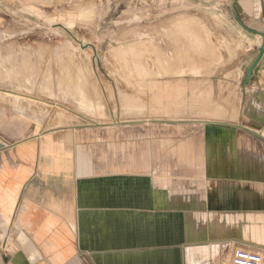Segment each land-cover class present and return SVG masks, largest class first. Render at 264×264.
<instances>
[{"label":"rangeland","instance_id":"rangeland-1","mask_svg":"<svg viewBox=\"0 0 264 264\" xmlns=\"http://www.w3.org/2000/svg\"><path fill=\"white\" fill-rule=\"evenodd\" d=\"M237 1L54 0L4 12L0 103L36 117L39 131L70 133L101 175L100 211L114 192L118 212L130 198L140 204L146 184L103 174L146 173L164 189L162 249L141 250L134 224L132 251L90 252L101 264H192L189 251L196 264H229L234 247L264 249V235H237L234 217L205 209L201 157L191 151L204 147L205 123L243 116L240 84L224 71L248 41L243 24L253 27ZM248 134L246 146L264 147Z\"/></svg>","mask_w":264,"mask_h":264},{"label":"crops","instance_id":"crops-1","mask_svg":"<svg viewBox=\"0 0 264 264\" xmlns=\"http://www.w3.org/2000/svg\"><path fill=\"white\" fill-rule=\"evenodd\" d=\"M53 1L0 0V27L6 10ZM237 4V13L253 27L243 24L248 41H243L241 52L230 56L224 71H232V80L240 84L243 116L236 123L233 119L205 123L204 147L191 151L201 157L205 209L224 211V222L234 217L238 231L243 230L237 235L263 236L264 147L246 146L244 140L248 133L264 140V52L249 81L244 79L262 43L256 31L264 32V0H238ZM37 123L36 117L0 103V264H101L90 252L132 251L134 224L139 225L144 241L141 250L162 249L164 189L152 186L146 173L103 174L115 181L118 176H139L146 184L140 204L130 198L123 203L124 212H118L114 192L105 202L109 211H100V197L94 191L101 175L94 172L68 131H39ZM247 123L255 129L250 130ZM179 148L183 152L185 145ZM134 208L140 211L136 223ZM228 223L224 236L230 234ZM102 235L108 237L107 247H101ZM200 246L205 245L193 248ZM196 259V252L191 256L189 251V263L196 264Z\"/></svg>","mask_w":264,"mask_h":264},{"label":"built area","instance_id":"built-area-1","mask_svg":"<svg viewBox=\"0 0 264 264\" xmlns=\"http://www.w3.org/2000/svg\"><path fill=\"white\" fill-rule=\"evenodd\" d=\"M229 264H264V252L234 247L231 251Z\"/></svg>","mask_w":264,"mask_h":264},{"label":"water","instance_id":"water-1","mask_svg":"<svg viewBox=\"0 0 264 264\" xmlns=\"http://www.w3.org/2000/svg\"><path fill=\"white\" fill-rule=\"evenodd\" d=\"M256 33H258L261 36L262 43L259 47L258 54H257L256 58L251 63V65H249V67L246 69L244 83H247L249 81V78L252 74V70L254 69V67L256 66V64L258 63L259 59L261 58V56L264 52V32L256 31Z\"/></svg>","mask_w":264,"mask_h":264}]
</instances>
